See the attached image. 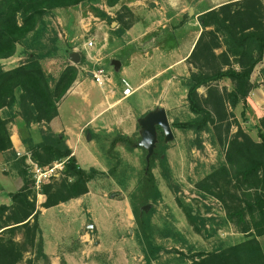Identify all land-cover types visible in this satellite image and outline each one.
I'll use <instances>...</instances> for the list:
<instances>
[{"label": "trees", "instance_id": "1", "mask_svg": "<svg viewBox=\"0 0 264 264\" xmlns=\"http://www.w3.org/2000/svg\"><path fill=\"white\" fill-rule=\"evenodd\" d=\"M85 1L88 0H0V59L14 56L17 44L37 29L48 11ZM119 1L107 0V4L112 7ZM99 15L105 17L106 12L101 11ZM136 20L122 23V26L128 29ZM199 20L203 32L188 59L190 75L185 79L187 100L196 118L175 122L173 126L192 129L198 135L213 128L225 150V160L196 186L222 202L227 218L247 238L225 248L194 253L189 256L191 262L186 264H264V250L259 241L264 236V117L258 126L259 141L239 124L237 131L232 132L234 110L240 103L247 107L248 97L254 88L252 75L264 60V4L261 0L228 3L202 14ZM217 49L223 51L216 54ZM78 75V68L68 65L53 84L39 56L34 53L11 69L0 66V155L23 179V186L9 194L11 204L0 205V264H20L25 253L32 249H36L39 255H45L34 181L28 171L26 157L18 155L11 139L10 126L17 117L26 128L35 124L47 126L41 130L39 141L30 137L23 140L35 162L46 167L56 160H66L63 179L49 181L42 186L41 192L47 198L44 207L51 208L87 194L89 183L105 174L96 168L80 167L64 135L49 127ZM225 78L231 81V90H222L214 85ZM202 86L208 88L206 95L199 91ZM242 115H245V110ZM133 143L130 136L117 135L111 141L107 154L110 158L116 156L118 144L133 149ZM166 147L164 132L158 127L157 146L150 163L146 162L141 204L146 203L149 188L156 190L152 172L156 159H159L164 174L169 176ZM179 203L196 231L201 232L195 221L197 216L181 201ZM135 213L139 224L137 235L151 245L145 213L140 208H136ZM9 232H21L23 240L17 241L12 236L6 238ZM144 250L147 264H152L145 247ZM31 263L32 259L27 260V264Z\"/></svg>", "mask_w": 264, "mask_h": 264}, {"label": "rangeland", "instance_id": "2", "mask_svg": "<svg viewBox=\"0 0 264 264\" xmlns=\"http://www.w3.org/2000/svg\"><path fill=\"white\" fill-rule=\"evenodd\" d=\"M128 1H119V5L109 7L107 0H88L48 11L37 29L17 44L15 55L0 59V66L11 69L34 53L39 56L53 84L68 65L76 66L85 77L89 73L92 75L94 71L104 68L94 63L92 53L93 42L97 41L96 36L102 23L116 20L122 26V23L136 20L143 13L138 9L130 16L131 12L125 4ZM101 11L106 12L105 17L99 15ZM83 44L85 49H76ZM73 52L80 55L77 63L71 60ZM186 78L185 75H176L168 82L161 102L155 107L167 110L174 139L165 142L169 176L164 174L159 159H156L152 169L156 190L152 187L148 189L146 203L141 204L144 199L142 183L147 168V150L139 146L140 126L132 130L130 135L134 140V148L118 144L115 148L116 156L111 158L107 151L114 137L105 138L104 131L101 136H92V132L86 131L82 140L75 144L77 162L84 169L96 168L105 171V174L89 183L87 194L51 208L43 206L46 195L33 187L39 211L42 251L45 255H39L36 249H32L25 253L20 264H27L29 259H32L31 264H147L144 247L152 264H186L191 262L189 256L194 253L210 252L246 240V235L227 218L222 202L196 186L225 160V150L213 128L198 135L192 129L173 126L175 122L196 118L187 100ZM214 85L222 90L232 87L231 81L226 78ZM207 89L203 88L201 94L206 95ZM153 97L143 90L119 106L125 120L123 126L129 122L134 124L132 119L126 117L128 106L134 110L150 107ZM254 99L257 100L254 106L248 104L245 108L241 105L234 110L232 132L237 131L239 124L259 141L258 126L264 117V93ZM68 104L69 100L63 105V113L70 118L73 114L67 110ZM76 105L86 110L85 116L91 118V112L81 100H76ZM243 110L245 115H242ZM17 119L19 117L14 123ZM73 119L72 124H75L78 118ZM19 126L23 139L30 137L33 141H39L41 130L47 128L44 124L26 128L22 122ZM15 173L18 174L16 170ZM63 177L51 181H60ZM179 201L197 216L195 221L201 232L196 231ZM147 205H150V209L145 211ZM136 208L145 213L151 245L144 241V237L137 235L139 224ZM90 225L95 228H89ZM5 236H12L17 241L23 240L21 232H9Z\"/></svg>", "mask_w": 264, "mask_h": 264}, {"label": "crops", "instance_id": "3", "mask_svg": "<svg viewBox=\"0 0 264 264\" xmlns=\"http://www.w3.org/2000/svg\"><path fill=\"white\" fill-rule=\"evenodd\" d=\"M237 1L242 0H130L125 3L132 14L138 9L143 13L128 29L116 20H111L108 24L102 23L96 36L97 41L93 42L94 63L104 67L109 80L104 85H99L90 73L86 77L79 73L77 80L59 104L58 116L50 123L52 130L64 135L74 156L76 145L86 131L92 132V136H101L106 132L103 136L108 139L118 134L130 136L132 130L139 126V119L161 102L168 82L176 75H190L191 65L188 59L203 32L199 17L222 5ZM261 1L264 4V0ZM116 5H119V2ZM76 49L82 51L85 46L83 44ZM222 51L223 49H217L215 53ZM114 60L120 61L119 69L112 64ZM122 79H127L132 85V95L124 96ZM252 82L254 88L250 92L247 105L254 106L257 101L254 97L264 93V60L254 70ZM203 88L206 86L199 88L200 93ZM143 90L151 98L153 94L158 96L153 97L150 107L134 110L128 106L125 110L126 117L132 119L134 124L129 122L127 126H123L125 120L119 106ZM78 99L87 110L89 109L91 118L85 116L86 110L76 105ZM68 100L67 110L73 117L78 118L75 124H72L73 117L69 118L63 113V105H66ZM241 105L244 107V104L240 103L237 108ZM21 122L19 117L16 123H11V139L15 150L24 153L27 148L19 132ZM22 186L23 179L12 170L4 156L0 155V205H10L9 194ZM259 241L264 250V236L260 237Z\"/></svg>", "mask_w": 264, "mask_h": 264}, {"label": "water", "instance_id": "4", "mask_svg": "<svg viewBox=\"0 0 264 264\" xmlns=\"http://www.w3.org/2000/svg\"><path fill=\"white\" fill-rule=\"evenodd\" d=\"M116 24L117 23L115 22L114 26H116ZM70 57L71 60L76 63L80 61V55L76 52H73ZM112 64L116 69L121 67V63L118 60H114ZM138 123L141 128V140L139 142V146L146 148V160L147 164H149L158 143V127L163 129L165 134V142L168 143L174 139L172 124L168 117L167 110L163 107H158L149 111L139 119ZM144 209L145 211H148L150 209V205L145 206ZM89 228L95 227L94 225H90Z\"/></svg>", "mask_w": 264, "mask_h": 264}, {"label": "built area", "instance_id": "5", "mask_svg": "<svg viewBox=\"0 0 264 264\" xmlns=\"http://www.w3.org/2000/svg\"><path fill=\"white\" fill-rule=\"evenodd\" d=\"M92 46V43H89ZM92 77L96 83L99 85H104L107 80H109V76L107 75L104 69H100L98 71H94L92 73ZM122 83L124 85L123 94L125 97L130 96L134 93V89L130 82L127 79H122ZM264 112V109H263ZM19 156L26 157V164L28 166V171L31 174V177L34 181V188L37 190H41L42 186L54 179H58L64 175L66 170V160H56L49 166H41L37 162L32 159V156L29 152L20 153Z\"/></svg>", "mask_w": 264, "mask_h": 264}]
</instances>
